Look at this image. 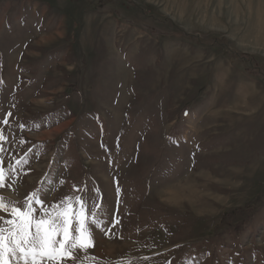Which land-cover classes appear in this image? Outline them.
I'll use <instances>...</instances> for the list:
<instances>
[{
	"label": "rangeland",
	"instance_id": "rangeland-1",
	"mask_svg": "<svg viewBox=\"0 0 264 264\" xmlns=\"http://www.w3.org/2000/svg\"><path fill=\"white\" fill-rule=\"evenodd\" d=\"M0 130L83 264H264V0H0Z\"/></svg>",
	"mask_w": 264,
	"mask_h": 264
},
{
	"label": "snow or ice",
	"instance_id": "snow-or-ice-1",
	"mask_svg": "<svg viewBox=\"0 0 264 264\" xmlns=\"http://www.w3.org/2000/svg\"><path fill=\"white\" fill-rule=\"evenodd\" d=\"M2 123L7 125L9 121L4 119ZM6 140L0 130V142ZM19 143L23 145L26 141L21 139ZM4 151L6 149L0 145V153ZM6 180L16 183L11 171L0 166V189L5 187ZM12 191L18 196V189ZM119 191L117 188L118 195ZM45 203L43 189L29 194L23 202H9L0 195V214L10 217L0 215V264H67L68 261L76 264L81 261V255L87 256L88 250L96 246L97 231L107 235L111 230L104 227L108 221L98 217L90 208L88 217L85 216L88 201L80 196L74 201L72 197H66L59 204L50 206ZM73 203L79 205V211L72 208Z\"/></svg>",
	"mask_w": 264,
	"mask_h": 264
},
{
	"label": "bare ground",
	"instance_id": "bare-ground-1",
	"mask_svg": "<svg viewBox=\"0 0 264 264\" xmlns=\"http://www.w3.org/2000/svg\"><path fill=\"white\" fill-rule=\"evenodd\" d=\"M165 190V189H164Z\"/></svg>",
	"mask_w": 264,
	"mask_h": 264
}]
</instances>
